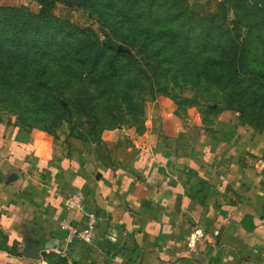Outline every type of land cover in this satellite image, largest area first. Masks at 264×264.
<instances>
[{
	"label": "crops",
	"instance_id": "0c3cea01",
	"mask_svg": "<svg viewBox=\"0 0 264 264\" xmlns=\"http://www.w3.org/2000/svg\"><path fill=\"white\" fill-rule=\"evenodd\" d=\"M224 119L236 129L198 143L153 125L92 134L77 115L59 146L0 125V264H264V138ZM77 192L97 224L69 244L64 222L88 230L64 207Z\"/></svg>",
	"mask_w": 264,
	"mask_h": 264
},
{
	"label": "trees",
	"instance_id": "16d2710c",
	"mask_svg": "<svg viewBox=\"0 0 264 264\" xmlns=\"http://www.w3.org/2000/svg\"><path fill=\"white\" fill-rule=\"evenodd\" d=\"M37 1L41 7L37 14L25 8L0 6V86L3 89L12 86L19 97L32 103V111L38 116H63L74 127L73 117L80 116L86 120L92 134L99 133V124L107 130L118 128L119 123L125 122V114L119 106L124 103L132 113L136 111L138 104L144 103L147 85L154 90L152 81L160 71L152 69L149 64L141 65L135 56L118 53L117 45L109 37L107 44L101 45L91 29L73 27L54 15L59 2L73 7L71 2ZM92 1L98 5L105 1L103 4L106 7L98 9L102 15L104 10L111 14L115 27L122 16L124 28L130 33L137 27L142 38L164 41V46L171 51L191 53L194 47H198L197 52L209 68L227 60L237 64L225 73L202 71L207 73L211 82L226 79L240 83L246 77L264 82V72L246 68L248 41L243 39L235 54L223 53L229 47L226 43L232 42V39L217 28H203V17L189 10L188 0ZM248 1L235 0L233 5L225 1L222 8L225 15L232 10L240 26L243 20L239 9ZM255 1L263 12L264 0ZM256 29L262 31L258 27ZM237 33L241 37L239 28ZM138 38H128L127 41L132 44ZM204 74L202 78L207 77ZM59 84L80 85V92L85 91L82 93L87 97L67 96L65 88H60ZM234 85L231 97L241 96L242 89H236ZM254 104L256 119L260 116L264 118V93L257 95ZM116 107L119 108L117 112ZM248 123L254 128L252 123Z\"/></svg>",
	"mask_w": 264,
	"mask_h": 264
},
{
	"label": "rangeland",
	"instance_id": "374dc122",
	"mask_svg": "<svg viewBox=\"0 0 264 264\" xmlns=\"http://www.w3.org/2000/svg\"><path fill=\"white\" fill-rule=\"evenodd\" d=\"M2 1L0 0L1 7L25 8L34 14L39 13L41 9L37 0L24 1L26 4L21 6H6ZM66 1L74 6L70 7L59 2L54 9V15L58 19L68 22L73 27L91 29L96 33L101 45H106L109 37L117 45L118 53L125 52L135 56L142 63L141 65L149 64L152 69L157 68L160 71L152 81L154 90L151 85H147L144 91L146 96L144 103H139L136 111L132 113L124 103L119 106L125 114V122L119 123L120 126L116 129H125L142 136L153 125L157 129L164 128L167 133L181 135L185 141L198 143L203 134L211 135L235 130L236 126L224 121V115L228 113L235 114L242 126L251 127L264 138V118L260 116L256 119L257 110L254 104L257 95L264 93L263 81L246 77L240 83L226 79H215L211 82L207 73L204 74L202 71L225 73L233 66L237 67V64L227 60L223 64L209 68L197 52L198 47H194L191 53L171 51L164 46V41H148L142 38L143 35L137 27L133 33H130L124 28L122 16L119 17L115 27L111 14L104 10L102 15L98 9L100 6L106 7L103 4L104 0L100 5L92 0ZM225 1L233 5L235 0H188V5L191 12L203 17L202 23H205L203 28H217L232 39V42L226 43L229 47L223 53L235 54L242 46L243 39H246L248 41L246 68L254 72H264V11H260L255 0H249L239 9L243 25L238 26V19L235 18L232 10L225 15L226 12L222 8V3ZM257 27L262 31L259 32ZM238 28L241 37L238 36ZM135 37L139 38L134 43L130 44L127 41L128 38ZM203 74L207 77L202 78ZM233 85L236 89H242L241 96L231 97ZM59 87L65 88L67 96L87 97L82 93L85 91L80 92V85L59 84ZM31 105L32 103L26 98L19 97L17 92L12 90V86H6L4 89L0 86V125L16 130L30 143L52 139L59 146L68 136L72 138L75 129L65 117L58 115L49 117L46 114L38 116L32 111ZM118 109L116 107L115 112ZM248 122L252 123L254 128ZM101 125L97 126L99 134L109 131L107 127L102 128Z\"/></svg>",
	"mask_w": 264,
	"mask_h": 264
},
{
	"label": "built area",
	"instance_id": "2783aa9c",
	"mask_svg": "<svg viewBox=\"0 0 264 264\" xmlns=\"http://www.w3.org/2000/svg\"><path fill=\"white\" fill-rule=\"evenodd\" d=\"M64 207L69 210H79L84 213L88 221V230L79 231L74 226L64 222L61 227L64 231L67 232V241L69 244H72L75 239L82 238L84 240H89L91 238V230H93L94 226L97 224V219L94 214L87 213L85 211V195L83 192H77L69 197H67L64 201ZM197 235H200V232H196Z\"/></svg>",
	"mask_w": 264,
	"mask_h": 264
}]
</instances>
